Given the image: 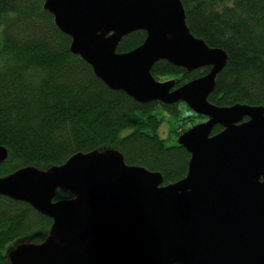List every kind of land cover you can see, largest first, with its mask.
Segmentation results:
<instances>
[{"label":"water","instance_id":"1","mask_svg":"<svg viewBox=\"0 0 264 264\" xmlns=\"http://www.w3.org/2000/svg\"><path fill=\"white\" fill-rule=\"evenodd\" d=\"M43 7L107 87L139 103L183 102L207 119L178 137L190 159L174 183L163 185L159 172L126 164L111 148L0 176V195L52 220L49 235L16 246L9 263L264 264V108L208 102L224 50L190 32L180 0H45ZM138 30L143 42L117 52ZM159 60L208 71L174 88L152 76ZM215 125L222 129L211 134ZM7 157L0 145V163ZM57 190L72 198L54 200Z\"/></svg>","mask_w":264,"mask_h":264},{"label":"trees","instance_id":"2","mask_svg":"<svg viewBox=\"0 0 264 264\" xmlns=\"http://www.w3.org/2000/svg\"><path fill=\"white\" fill-rule=\"evenodd\" d=\"M45 0H0V145L8 151L0 176L25 166L60 165L77 152L115 149L126 164L159 172L163 185L182 179L190 154L159 134L166 113L176 140L207 119L185 103H139L107 87L70 49L69 36L54 24ZM190 32L209 47L223 49L225 66L215 77L208 102L264 108V0H180ZM145 32H131L116 51L139 46ZM159 60L151 68L157 81L174 79L176 88L207 73ZM184 105L186 111L183 112ZM222 129L215 125L211 134ZM57 190L54 200L70 199ZM52 220L26 202L0 195V264L10 241L48 231Z\"/></svg>","mask_w":264,"mask_h":264},{"label":"rangeland","instance_id":"3","mask_svg":"<svg viewBox=\"0 0 264 264\" xmlns=\"http://www.w3.org/2000/svg\"><path fill=\"white\" fill-rule=\"evenodd\" d=\"M167 80H174V79L165 78V79H162L161 81H167ZM180 106H182V110H183V112H185L186 111L185 106L183 104L180 105ZM164 116H165V118H164V120L161 123L160 128H159V134H160L161 137H164L166 139V143L167 144H172V143H174V142L177 141L176 140V137H174V135L172 133H170V128H171V125L174 124V121H173V119H171L170 117H168L166 113L164 114ZM205 120L206 119H202L198 123H201V122H203ZM198 123H196V124H198ZM34 167H37L38 169H41V170H45V169L48 168V167L40 168L38 166H34ZM48 235H49V230L46 231V232H44V231L43 232L42 231H37V232H34L32 234H29V235H26V236H23V237L14 239V240L10 241L8 244L5 245V247L3 249V253L7 257V254L11 250L15 249L16 246H18L20 244H26V243L39 244Z\"/></svg>","mask_w":264,"mask_h":264}]
</instances>
